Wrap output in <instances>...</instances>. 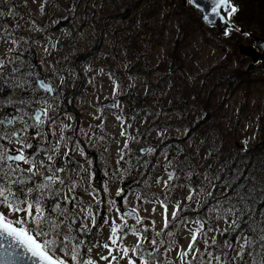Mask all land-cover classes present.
Listing matches in <instances>:
<instances>
[{"label": "rangeland", "instance_id": "1", "mask_svg": "<svg viewBox=\"0 0 264 264\" xmlns=\"http://www.w3.org/2000/svg\"><path fill=\"white\" fill-rule=\"evenodd\" d=\"M178 1L162 0L158 6L156 0H153L154 12L149 16L134 14L126 21L112 22L111 27H108L107 37L102 33L105 44L92 52L102 39L100 26L112 11L109 0H83L82 8L75 11L71 10L67 2L65 5L70 9L65 11L61 0H0V5H3L0 6V30L5 27L11 29L19 41L11 55L21 57L23 61L26 59L25 51H33L34 64L39 66L37 64L43 62L45 66V69H36L35 76L53 80L51 82L56 89L55 95L50 98L34 84L25 90L32 93V98L38 102L31 104L32 109L37 106L45 107L43 101L46 100L51 106L48 115L55 118L54 124L45 123L40 128L39 137H35V130L29 128L25 133L26 142L31 144L34 150H41L44 146L51 154L52 145L60 139L61 129L64 125H70V128L63 132L66 139L61 144L60 151L63 153L65 146L72 149L69 160L72 173L68 175L74 176L81 186L75 191L78 194H75L78 198V208L86 209L91 206L96 217L95 227L90 221H85L91 229L90 232L73 234L88 242L86 247H90L91 252L86 253V256L96 260L97 264H107L100 259L101 256L108 255V250L102 245L109 242L113 219L120 224L119 215L127 208L138 210V214L143 217L142 226L147 227L149 236H155L163 227V208L160 200H165L168 204L170 221L171 211L179 203L181 211L178 219L204 220L206 227L223 229L224 221L217 220L216 213L211 211L212 208L207 211L201 207L205 196L207 198L209 193H213L217 198L209 199L217 201L225 187L224 183L213 187L216 185L215 179H211L213 173L224 157L243 152L247 147L258 144L264 137V71L258 66L249 67L248 63L251 62L248 57L240 58L236 55H239L238 44L249 43L251 40L238 34V38L233 35L216 42L212 32L207 31L206 25V28L202 25L199 13L190 6H180ZM237 1L243 3L245 16L251 6L257 11L251 19L252 24L259 21L256 17L261 13L260 10H264V7H259L264 6V2L254 6L251 4L253 0H247L248 3L244 0ZM116 2L126 5L132 1ZM61 19H68V22H61ZM258 28V31L263 30L260 23ZM157 33L158 35L154 36ZM208 39L211 42L207 41ZM74 43L85 47L82 49L91 53L78 61L77 66H74L78 69L71 72L70 68L66 67L68 61L55 59V53L60 47H69L64 49L70 50ZM9 48H13L10 42L0 40V58L5 56ZM178 48L185 51L187 60L190 59L187 69L189 73L195 70L202 73L214 65L222 67L224 71L235 68L240 72L233 81L234 89L231 93L227 94L231 86L229 85L220 87L225 91L223 97H213L212 100L210 95V105L215 108H212L213 114L204 122L210 137L204 139L201 133H198L197 146H193L188 138L186 141L184 134L177 129H184L188 121H193L188 115L189 108L183 112V108L174 106V102L169 98L170 92L160 76L170 70L168 62L172 60V52H177ZM128 54L131 58L135 56L148 60V65L136 72L134 79L126 77V74H129L125 61ZM97 60H102L100 65ZM223 63L229 66L224 67ZM11 67L7 65L8 73L11 72ZM54 67L56 69L51 71ZM91 67H101L105 73ZM78 74L83 77L80 81ZM118 77H125L123 85ZM25 79L29 80L27 74ZM149 80L155 85L159 84V96L153 93L149 99L152 118L147 117L149 115L145 112L144 115L136 114L138 110L135 98L126 100V96L133 90L132 84L142 85ZM78 81L82 83L81 92L74 93L71 97L67 92L73 90ZM187 84L195 83L188 80ZM144 91L145 89L142 90ZM115 100L116 106L110 107L109 103ZM182 101L186 106V99ZM192 105L194 108L195 104ZM205 106L210 108L206 103ZM200 108L201 110L195 109L204 113L203 108ZM146 125H150L154 130L145 129ZM23 127V123L17 121L11 127H3L2 131L10 132ZM122 131L127 135H121ZM5 144L10 148L19 147L16 143ZM141 147H149L154 151L142 154ZM77 169L79 174L76 173ZM170 172L175 173V179L166 188L163 182L168 179ZM190 188L197 189L192 200L187 199ZM119 189L124 190L121 195H117ZM0 210L11 219L17 218L4 206H0ZM78 214L81 217L85 215ZM19 215L22 216L23 213ZM126 218L129 226L135 223L132 218ZM80 222L78 220L77 225ZM173 224L176 226L170 230L175 234L177 246L186 249L193 225L189 224L186 228L183 223L177 224L173 221ZM124 231L128 232V229L125 228ZM213 235H217V240L221 241L222 236L219 234L208 233L209 238ZM137 239L136 235L128 232L123 236V246L132 248ZM241 240L242 238L234 244L237 251L240 249ZM199 246L204 248L202 240ZM147 247L151 248V245ZM113 254L118 257L121 255L115 251ZM133 258L139 264V259ZM163 261L164 264H179L177 249L173 248L171 252L163 255ZM114 264H127V260L118 259Z\"/></svg>", "mask_w": 264, "mask_h": 264}, {"label": "snow or ice", "instance_id": "2", "mask_svg": "<svg viewBox=\"0 0 264 264\" xmlns=\"http://www.w3.org/2000/svg\"><path fill=\"white\" fill-rule=\"evenodd\" d=\"M221 9H227L228 17L238 12L232 0H212L211 12L219 15ZM0 40H6L13 45V48H9L5 56L0 58V84L9 85L10 91L28 89L29 83L25 79L26 72L21 67V57L11 55L19 43L18 39L12 34L11 29L5 27L0 30ZM6 65L15 66L8 73L4 71ZM39 86L49 93L54 91L47 83L41 82ZM17 103L19 106L15 109V115L0 118V129L14 125L17 121H21L24 125L19 130L0 131V206H4L8 212L17 216L16 219H11L0 211V264H12L15 259L25 254H30L33 264H68L69 259L72 264H97L96 260L86 256V253L91 252V248L86 247L88 242L73 234L74 232L81 234L90 232L91 229L85 221H90L95 227L96 217L93 215L91 206L86 209L78 208V198L75 195L79 186L78 181L74 176L68 175L67 168L56 166L58 156L70 159L71 148L65 146L66 150L63 153L60 151L61 144L66 139L63 132L69 129L70 125H64L61 129L60 139L52 145L51 154L46 149H41L46 156V161L37 160V154L27 152L32 145L26 142L25 133L31 128L35 130V137H39L41 136L40 128L45 123H55V118L48 115L51 106L46 100L43 101L45 107L35 109H32L31 105L24 100H19ZM32 103L38 102L32 101ZM121 135H127V133L122 131ZM5 142L16 143L19 147H7ZM125 148H127V141ZM142 151L151 152L154 149H142ZM123 158L122 154L121 160ZM169 164H171L170 161ZM61 173L64 175L62 176ZM76 173L79 174V169ZM174 179L175 173L170 172L168 179L163 182L164 186L167 188ZM247 180L252 182L251 187L244 183H236L234 187L233 184L226 183L224 194L211 209L216 213L217 220L224 221L223 229L206 227L204 220L178 219L181 211L179 203L173 207L170 221L168 204L165 200H160L159 203L163 208V227L155 233V236H149L147 227L142 226L143 217L138 214V210L128 209L126 215H119L120 224L113 219L109 242L102 245L108 250V255L101 256L100 259L107 264H114L118 259L126 258L127 264H137V260L133 258L137 257L139 264H164L163 255L176 248L179 264H264V215L252 221L255 227L249 228L244 234L239 251L235 249L234 243L227 239L221 244L217 240V235L208 237L209 232L224 236L229 231L239 229L241 220L245 216L251 218L254 214L259 215L252 207L253 191L259 187L256 183L257 178L249 175ZM159 182L158 178L157 183ZM260 184H264V180L260 181ZM213 187L216 188L217 185ZM229 188L232 189L230 194ZM62 191L63 195H61ZM123 191L119 189L117 195H121ZM196 191L197 189L190 188L187 199L192 200ZM116 211L120 212L119 209ZM260 212L264 213V208ZM21 213H23L22 216L19 215ZM78 213H85V215L81 217ZM126 216L134 217L135 223L129 226ZM78 220L81 221L79 225H77ZM173 221L177 224L183 223L186 228L189 224L193 225L190 229L191 239L186 249L178 247L174 240L175 234L170 230L171 227L176 226ZM125 228L138 238L136 245L132 248L123 246V236L128 234L124 231ZM201 240L204 243L203 249L199 246ZM149 244L151 248L147 247ZM18 249L23 251L18 252ZM226 249L234 251L235 256ZM114 251L120 252L121 255L119 257L114 255Z\"/></svg>", "mask_w": 264, "mask_h": 264}, {"label": "trees", "instance_id": "3", "mask_svg": "<svg viewBox=\"0 0 264 264\" xmlns=\"http://www.w3.org/2000/svg\"><path fill=\"white\" fill-rule=\"evenodd\" d=\"M116 1L117 0L114 1L109 0V4L111 6L110 10L112 11L109 13L110 14L109 18L106 19V21L103 22V24L100 26L101 29L100 34L102 36V39L96 44L95 48H101L103 47L102 44H105L102 33L104 32V34L107 37V30L108 27H111L110 24L112 22L126 21L130 19L134 14L141 16H149L152 12H154L153 0H130L132 2L126 5L122 3H117ZM232 1L238 8V12L235 13L233 16H231L232 20L237 24H239L240 26H244L248 29L257 31L264 35V14H262L264 13V10L259 9L261 13L256 17V20H259L258 22L263 27L262 31H258L259 23L258 22H254L253 24L251 23V19L253 16L256 15L257 11L254 10L251 6V8L248 9V15L245 16L246 13L243 14L244 12L243 11L244 7H242L243 3L237 0H232ZM65 2H67L70 6L72 5V7L70 8L71 10L74 11L77 8L81 9L82 8L81 6L83 5V0H61L62 6L65 11L70 9L65 5ZM178 2L180 6H182L180 1ZM244 2L248 3L247 0H244ZM260 2L263 3L264 0H253L251 4L253 3L254 6H258L260 5ZM156 3L158 4V6H160L162 0H156ZM259 7L262 8L264 6H259ZM62 21L68 22V19L67 20L61 19V22ZM202 25L206 28V26L203 23ZM206 29L207 31L212 32L216 42H219L220 40L227 37H232L233 35H235V37L237 36V38L239 37L238 33L236 32H231L229 36H216L212 28L207 27ZM156 35H158V33L155 34L154 36ZM207 41H210V39H208ZM60 44L63 45L62 42H60ZM81 45H84V43H81ZM64 48H69V47H60V49L55 53L56 54L55 59H61V60L66 59L68 62H70V63L67 62L66 67L70 68L71 72H74L78 69L77 67H74L77 66L78 61L82 60L84 56L89 55L88 53H91L88 50L82 49L85 47L79 46L76 43L70 46V50H65ZM25 55H26V59L22 61L21 65L26 63L32 64L34 61L33 57L35 55L33 54V51L30 50L26 51ZM236 55L240 58L242 57L238 54ZM134 58L125 59V61H127L128 70L135 69L139 71L143 66L145 67L148 65V60L142 59L140 57L135 59ZM101 61L102 60H97L98 65L101 64ZM103 63H105V61H103ZM188 65H190V59L187 60L185 51L178 48L177 52L174 53L172 52V60L168 62V66L170 67L169 70L170 73L166 76V78H165L166 71L164 74H161L160 76H162L164 85L168 88L170 92L169 98L171 99V101L174 102L173 103L174 106L180 109L179 105L181 101L184 98L186 99L185 112L189 108L188 115L191 118H193V121H188L187 127L185 128L183 134L186 141L188 138L189 141L192 142L193 146H197L198 133H201L204 139L210 137L209 131L207 127L204 125L205 119L211 116V114H213L214 110L212 108H215L214 105L212 104L210 105L211 102L210 95H212V100L220 96L223 97L225 95V91L223 90V88L220 89V87L229 86V85L231 86L228 88L227 94L231 93V91L234 89L233 81L236 80L237 75H240V72L236 71L235 68H230L228 71H224L222 67L214 65L209 70L203 71L202 73H198L196 71L189 73L187 70ZM11 66L14 67L15 65H11ZM222 66L226 67L229 65L223 63ZM248 66L249 67L258 66L260 68L258 64L256 65V64L248 63ZM21 67L22 69L25 70L27 77H29L28 80L29 85L32 84L35 85L36 83V76H35L36 69L44 68V66L42 65H40L39 68L30 67L27 69L25 66H21ZM55 69L56 67L51 69V71H54ZM4 71L7 72V65L5 66ZM214 75L216 76L214 77ZM78 78L80 81V79H82L83 77L79 75ZM188 80L189 82L195 84L193 85L190 84L191 85L190 87V85L187 84ZM79 81L75 83V88H74L75 94L77 92H81L82 83H79ZM148 83L150 87H147L146 91L142 92L139 85H135L134 87H131L133 89L132 92L128 96H126L127 101L133 98L136 99L135 104L137 106V109L141 108V109L149 110L148 100L151 94L155 92V94L159 96L158 94L159 90L156 87V85L153 86L152 81H148ZM9 88L10 86L7 85L6 83L0 84V105H2V107H0V117L8 113L15 115V109L19 106L17 103L19 100H24L27 104L30 105L32 104L33 101L31 96L32 93H28L25 90L21 91L19 89L15 91H10ZM74 93L72 90L69 91V93L67 92V94H69L71 97H73ZM138 94H140L141 96ZM193 103L195 104L194 108L192 105ZM205 103L209 105L210 108L206 107ZM200 107L203 108L204 113L199 112L195 109L198 108L199 110H201ZM187 128H188V132L186 133ZM2 130L3 128L0 129V131ZM224 158L222 159L221 163L218 165L217 169L213 173V178H211L212 180L215 179L216 185L220 183H224L225 186L226 183H231L233 184L234 187L236 183H244V184H248L251 187L252 182L247 180V177L249 175H254L257 178L256 183L259 185V187L255 188L252 194L254 199L252 207L256 210V213H258L259 215L254 214L251 218L245 216L241 220L240 228L236 229L235 231H229L224 236H222V239L220 241V243L222 244L223 241L227 239L228 241L233 242L235 244L236 242H238L240 237L244 236V234L249 230V228L255 227V224H253L252 221L259 219L260 215H264V213L260 212V210L264 208V184H260V181L264 180V137L261 138L259 140V143L256 144L255 146H249L243 152H235L226 156L225 159ZM141 188H143V185H141ZM231 191L232 189L229 188L228 189L229 194L231 193ZM224 192H225V187L224 189H222L219 198L222 197ZM213 197L216 196L213 193H211V195H208L207 198L206 196L203 198L201 202L202 209H206L208 211V208L209 209L210 207L213 208L216 205L217 201H212L209 199ZM226 250L229 251L231 255L235 256L234 251H232L231 249H226Z\"/></svg>", "mask_w": 264, "mask_h": 264}, {"label": "water", "instance_id": "4", "mask_svg": "<svg viewBox=\"0 0 264 264\" xmlns=\"http://www.w3.org/2000/svg\"><path fill=\"white\" fill-rule=\"evenodd\" d=\"M188 1L189 0H182L184 5H186ZM189 3L202 12V19L206 24L216 27V33L218 35L227 33L229 28L237 29L242 33L247 32L246 29L237 27L230 20V18L227 16V9H221L219 15H214L211 12L212 0H194V2ZM248 33L254 38L255 44L258 47H256L254 44L240 43L239 52L240 54L250 57L254 63L261 62L262 68H264V36H260L252 32ZM41 82L46 83L43 78L39 79V84ZM47 84L51 86L50 83ZM110 105H113V103H110ZM17 251L22 252L23 250L18 249ZM12 264H33V260L30 258V254H25L15 259Z\"/></svg>", "mask_w": 264, "mask_h": 264}, {"label": "flooded vegetation", "instance_id": "5", "mask_svg": "<svg viewBox=\"0 0 264 264\" xmlns=\"http://www.w3.org/2000/svg\"><path fill=\"white\" fill-rule=\"evenodd\" d=\"M98 49H100V48H94V49L92 50V52H93V51H96V50H98ZM61 157H63V156H58L57 159H58V158H61ZM69 160H70L69 158H64V157H63V163L59 164L58 161H57L56 166H57V167H65V165H68Z\"/></svg>", "mask_w": 264, "mask_h": 264}]
</instances>
